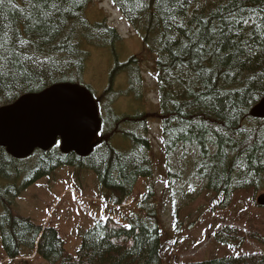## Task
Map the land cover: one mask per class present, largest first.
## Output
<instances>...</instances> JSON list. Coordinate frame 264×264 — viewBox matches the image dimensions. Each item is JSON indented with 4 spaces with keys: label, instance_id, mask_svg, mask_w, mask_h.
Wrapping results in <instances>:
<instances>
[{
    "label": "trees",
    "instance_id": "16d2710c",
    "mask_svg": "<svg viewBox=\"0 0 264 264\" xmlns=\"http://www.w3.org/2000/svg\"><path fill=\"white\" fill-rule=\"evenodd\" d=\"M111 1L152 55L159 102L145 107L137 67L132 93L150 112L131 114L133 100L130 114H117L106 92L98 101L103 107L100 143L90 156L63 154L57 145L19 161L0 148V177L6 179L0 186V235L6 257L15 260L38 247V257L49 264H264V250L202 262L180 259L154 190L143 202L145 218L130 220L131 227L113 219L96 224L83 234L76 255L66 250L56 228H44L17 212L16 199L27 188L64 166L92 171L116 206L132 196L139 179L153 178L156 171L180 178L163 165L178 170L189 156L192 177L230 204L238 191H254L256 203L264 192V119L250 115L264 99V0ZM48 4L46 16L28 0L0 5V108L55 84L79 83L85 46L121 40L107 22H90L92 0ZM139 63L136 57L130 62ZM155 122L162 124L163 135L157 157L149 135ZM251 221L245 230L220 227L214 239L264 248V234Z\"/></svg>",
    "mask_w": 264,
    "mask_h": 264
},
{
    "label": "rangeland",
    "instance_id": "374dc122",
    "mask_svg": "<svg viewBox=\"0 0 264 264\" xmlns=\"http://www.w3.org/2000/svg\"><path fill=\"white\" fill-rule=\"evenodd\" d=\"M120 14L110 0H95L88 10L90 22L105 19L111 27L118 30L124 41L115 47L86 45V62L79 84L91 87L99 100L107 88L116 61L126 62L130 57L138 56L142 64L145 63L142 68L146 89L144 104L149 107L158 102L157 79L154 62L151 60L153 58L143 38ZM117 80L120 81L114 90L123 94L125 89L121 78L118 77ZM128 99V104L123 102ZM133 100L134 107L131 105ZM118 102H123L115 109L118 114L130 112L131 107V114L149 113L151 109L146 110L144 104L138 102L130 92L123 97L121 95ZM150 125V138L157 157L161 152L162 124L155 122ZM186 159L178 166V170L171 169L167 164L163 165L165 170L172 171L173 174L180 173V178L170 179L156 171L153 178L137 182L132 196L122 206H114L108 202V193L92 171L62 167L25 190L16 199V210L37 225L56 228L66 249L71 254H76L81 248L83 234L96 224L112 218L125 226L129 225L131 219L145 218L143 202L154 190L156 200L159 199L157 202L164 206V224L177 240L175 253L183 254L185 259L194 258L195 261L202 262L264 250L255 242L226 245L214 239L215 232L220 227L245 230L248 219H252V224L264 234V207L257 205L254 191H238L231 204L224 200L223 195L207 191L203 183L192 177V157ZM4 180L0 179V185L6 184ZM262 193L264 192L259 195ZM1 210L0 206V212ZM0 264L49 263L37 257L36 253H25L15 260L8 259L0 235Z\"/></svg>",
    "mask_w": 264,
    "mask_h": 264
},
{
    "label": "water",
    "instance_id": "95a60500",
    "mask_svg": "<svg viewBox=\"0 0 264 264\" xmlns=\"http://www.w3.org/2000/svg\"><path fill=\"white\" fill-rule=\"evenodd\" d=\"M251 116L264 119V99ZM101 126L91 92L77 84L61 83L0 108V148L21 160L38 149L49 151L61 139L63 153L87 157L97 145L93 143ZM258 204L264 206V194Z\"/></svg>",
    "mask_w": 264,
    "mask_h": 264
},
{
    "label": "snow or ice",
    "instance_id": "6c2138e0",
    "mask_svg": "<svg viewBox=\"0 0 264 264\" xmlns=\"http://www.w3.org/2000/svg\"><path fill=\"white\" fill-rule=\"evenodd\" d=\"M28 3H29V5H30L31 7L35 8V9H38V10H41L43 15H45V16L48 15L47 11L45 10V9H47V7L49 6V4H48V0H43V3H42V4L39 3V2H37V3H33L32 0H28ZM4 4H5V0H0V5H4ZM51 7H52V8H56V7H57V4H56L55 2H53V3L51 4ZM233 19H234V20L236 19V17H235L234 15H233ZM238 22H239V21H238ZM262 22H264V18H262ZM243 23L247 24L248 21H243ZM197 31H199V30L197 29ZM213 31H215V29H214ZM262 34H264V33H262ZM191 35H192L193 37H196V33H195V32L191 33ZM204 46H205V45L201 44V45L196 49V51H197V52H200V51L203 49ZM0 59H2V57H0ZM125 226H126V227H131V225H125Z\"/></svg>",
    "mask_w": 264,
    "mask_h": 264
}]
</instances>
